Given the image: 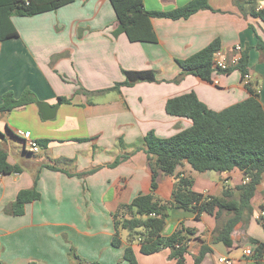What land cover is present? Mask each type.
Instances as JSON below:
<instances>
[{"label": "crops", "instance_id": "crops-1", "mask_svg": "<svg viewBox=\"0 0 264 264\" xmlns=\"http://www.w3.org/2000/svg\"><path fill=\"white\" fill-rule=\"evenodd\" d=\"M189 1L144 0V5L148 10H171ZM209 3L216 11L200 10L187 19L153 18L156 42H132L125 33L115 35L117 19L109 0H75L54 11L11 17L19 35L0 42V104L6 91L20 98L30 89L39 101L59 106L51 119H43L37 102L0 112V146L8 152L9 162L22 168L0 175V264H79L74 253L88 261L82 264H128L123 259L127 232H122L120 247L112 246L113 213L120 204L151 190L152 169L142 138L150 130L169 137L192 125L189 118L168 114L166 101L195 91L209 108L219 111L250 95L239 69L215 72L211 82L194 74L179 83L168 82L182 71L177 59L215 38L221 39L220 51L227 55L236 44L251 46L248 80L257 83L264 107V54L255 47L258 36L264 39V21L242 14L233 0ZM253 5L262 8L264 0H254ZM123 69H152L159 80L110 89L124 80ZM81 88L110 90L88 96ZM62 96L70 102H60ZM17 130L30 131L36 140L48 139L47 147L40 145L36 152L24 147ZM125 154L129 157L110 166ZM91 169L95 171L79 176ZM178 173L192 177L194 190L204 194L217 195L225 185L235 188L245 182L238 169L198 172L184 163L173 177H159V198H170ZM260 184L252 198L254 211L234 230L232 246L212 241L230 212H224L218 223L213 215L196 220L195 213L176 208L163 234H172L182 222L195 229L188 241L187 264L193 263L203 242L212 252L201 264H220L221 256L243 260L242 264H264V258L242 255L243 246L254 245L251 238L264 242V228L257 219L264 202ZM34 186L41 198L27 203L24 214L4 211L20 190ZM134 250L138 264L176 262L169 257L170 248L151 257L143 256L138 243Z\"/></svg>", "mask_w": 264, "mask_h": 264}, {"label": "trees", "instance_id": "trees-1", "mask_svg": "<svg viewBox=\"0 0 264 264\" xmlns=\"http://www.w3.org/2000/svg\"><path fill=\"white\" fill-rule=\"evenodd\" d=\"M75 0H0V42L17 37L18 30L14 26L12 16H33L74 2ZM117 19L115 35L125 33L132 42H156L158 36L154 30L153 18L187 19L192 14L209 9L216 11L209 0H190L185 5L171 10H148L144 0H109ZM242 14L250 13L264 21V7L256 9L254 0H233ZM247 4L251 5L247 9ZM255 47L264 54V39L258 36ZM247 46L240 63L226 70H216L213 58L221 49V39L215 38L208 45L194 54L177 59L182 71L172 80L179 83L187 74H194L203 80L212 81L213 74L230 73L239 69L243 80L249 75V51ZM125 76L121 82L110 88L119 90L122 86H132L141 81H158L157 73L152 69H123ZM246 88L249 97L216 111L209 108L195 91L171 97L166 101L165 109L170 115L185 117L192 120V125L182 129L169 137H160L154 130L148 131L142 138L145 144L148 163L152 169L151 190L135 196L130 202L120 204L113 213L114 235L112 246L122 245V232L126 231V243L123 259L128 264H138L134 244L138 243L143 254H154L165 248H170V259L175 264H187L186 255L189 253V239L195 229L182 222L170 235H164L163 230L171 211L176 208L195 213L199 220L203 214L213 215L217 222L224 212L232 215L224 221L221 230L212 241H221L227 246L234 242L233 232L243 223L245 215L254 211L252 198L264 173V107L260 100L257 83L248 80ZM110 89L90 91L80 89L88 96L104 93ZM60 102H70L69 97H59ZM39 99L30 89H26L20 98L14 96L13 91H6L2 96L0 112H8ZM1 134V133H0ZM48 139L38 140L41 147L48 145ZM122 142V140H120ZM123 143V142H122ZM129 154L119 156L110 166H116ZM188 163L198 172L231 171L238 169L243 172L247 181L235 188L224 186L220 194H204L194 190V180L190 176L177 174V181L169 199H161L156 195L158 180L161 175H174L179 165ZM56 169L55 166H49ZM19 165L8 160V152L0 146V175L21 172ZM91 169L79 176L94 172ZM68 174H70L68 172ZM71 175V174H70ZM237 195L235 196V194ZM40 192L36 186L22 189L16 199L7 205L4 211L11 215H22L27 203L39 200ZM264 212V202L259 206ZM258 221L264 228V215L258 216ZM251 241L257 245L254 258H264V242L255 238ZM74 251V250H73ZM212 252V248L203 242L196 254H193L192 264H201L204 258ZM79 264L88 263L87 260L73 254ZM91 264H99L91 262Z\"/></svg>", "mask_w": 264, "mask_h": 264}, {"label": "built area", "instance_id": "built-area-1", "mask_svg": "<svg viewBox=\"0 0 264 264\" xmlns=\"http://www.w3.org/2000/svg\"><path fill=\"white\" fill-rule=\"evenodd\" d=\"M244 48L241 44H236L232 50V53L227 55L224 53H221L219 50L216 52L214 58H213V67L216 70H226L228 68H232L237 66L240 63L242 52ZM248 76L246 75V82L248 81ZM16 135L22 139V142L25 146H28L30 150L36 152L40 150V144L38 143V140L34 139L30 133V131L25 130H17ZM248 178H245V181H247ZM262 215H264V212H260ZM257 245H246L242 248V255L244 259H252L254 258L255 250ZM218 261L220 264H242L243 260L232 258L229 256H221L218 258Z\"/></svg>", "mask_w": 264, "mask_h": 264}, {"label": "water", "instance_id": "water-1", "mask_svg": "<svg viewBox=\"0 0 264 264\" xmlns=\"http://www.w3.org/2000/svg\"><path fill=\"white\" fill-rule=\"evenodd\" d=\"M37 106L43 119H51L56 116L59 103L52 105L47 101H38Z\"/></svg>", "mask_w": 264, "mask_h": 264}, {"label": "rangeland", "instance_id": "rangeland-1", "mask_svg": "<svg viewBox=\"0 0 264 264\" xmlns=\"http://www.w3.org/2000/svg\"><path fill=\"white\" fill-rule=\"evenodd\" d=\"M236 70H238V69H236ZM217 72V71H216ZM170 80H172V79H170ZM168 82H174V81H169L168 80ZM161 137V136H160ZM17 146H16V148L18 149L17 151L18 152H21L22 151V148H20V146L17 144V143H15ZM37 155V154H36ZM212 172H214V171H212ZM164 176H168V177H173V175H164ZM170 185H171V181H170ZM260 188H262V187H264V178H263V180H262V182H261V184H260V186H259ZM143 256L145 257V256H148V257H151V256H153V255H145V254H143Z\"/></svg>", "mask_w": 264, "mask_h": 264}]
</instances>
